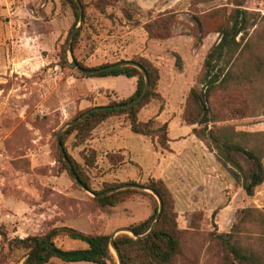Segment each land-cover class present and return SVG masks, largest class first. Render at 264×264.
<instances>
[{"label":"rangeland","instance_id":"374dc122","mask_svg":"<svg viewBox=\"0 0 264 264\" xmlns=\"http://www.w3.org/2000/svg\"><path fill=\"white\" fill-rule=\"evenodd\" d=\"M79 1L82 24L67 0H0V264H25L27 250L13 240L64 228L111 236L141 223L159 211L156 196L142 189L152 180L170 194L167 213L179 242L171 264H231L218 234H232V244L264 264V209L245 192L237 194L241 185L216 158V140L264 154V0ZM236 9L248 11V27L236 39L238 54L218 63L232 74L211 91L205 110L188 100L189 93L203 88L205 59ZM75 28L79 36L71 43L87 68L140 56L158 68V95L138 117L148 122L165 112L166 122L159 121L167 123L171 139L166 150L157 138L133 133L125 113L90 132L72 133L67 153L89 192L65 170L57 132L86 110L125 99L101 82L123 95L133 85L125 76L82 75L70 51L66 65L61 52L70 50ZM236 157L249 168L244 156ZM126 184L137 193L117 206L102 208L95 201L96 193ZM54 240L64 250L87 248L63 232Z\"/></svg>","mask_w":264,"mask_h":264},{"label":"trees","instance_id":"16d2710c","mask_svg":"<svg viewBox=\"0 0 264 264\" xmlns=\"http://www.w3.org/2000/svg\"><path fill=\"white\" fill-rule=\"evenodd\" d=\"M67 1L73 5L75 9V16L79 21V10L75 4V1ZM248 15L249 13L247 10L236 9L234 12L232 24L230 26L226 25L221 27V29L219 30L220 42L210 51L204 62L203 75L199 81V84L203 88L200 90L196 87L191 88L188 97L189 101L192 100L203 109L207 110L206 105L208 103L211 91L217 85L224 84L229 80L232 74L231 68L226 71V68L219 67L218 63L221 60L224 61L227 57H230V60L234 57L235 54H238L240 43L237 42L236 39L241 33H245V31L247 30ZM78 36L79 32L75 34L74 40H76ZM149 37L153 38L150 33ZM156 38L161 39V37ZM68 51L72 53L74 61H76L80 67L87 70L101 69L119 63L117 62L114 64H105L94 68H87L77 60L75 56V45L72 41L70 50H68L66 46L62 48V60L66 65V53ZM128 61L138 63L146 70L148 74L150 86L144 100L140 104L130 108L118 110H100L94 112L82 122H79L78 124L72 125L71 127L67 128L61 135V143L76 176L89 190H91V188L87 184L83 174L81 173L79 164H77L67 153L65 143L67 141V138L72 133L90 132L94 129V127H96L97 124L106 120L107 118L118 113H125L130 125V129L133 133L152 139L157 138L158 143L163 149H169L170 140L168 138L167 123H161L157 119V117L149 120L148 122H142L139 121L138 117L140 109L149 104L154 96L158 95V86L160 82L159 70L151 61L143 56L134 57ZM179 63L180 62L177 61L178 66ZM227 63L230 64V61ZM84 76L99 78L125 76L127 78L137 79L136 90L129 98L121 100L119 102L109 103L105 106H116L133 102L141 95L144 88V76L142 72L132 66L119 67L107 72H103L101 74ZM89 110L82 112L76 118H80ZM195 124L196 122L190 123V125ZM197 131L198 130L195 128L192 130L195 136H198ZM216 141L217 160L224 167H229V173L231 174L235 182L241 185L243 191L248 197H253L257 189L264 182V165L262 162L264 154L259 155L252 150L245 149L244 147L231 143L228 140L224 142H220L218 140ZM58 150L63 165L65 166V170L70 175H72L63 159L59 147ZM237 154H241L247 159V162L249 164L248 169L244 168L242 163L236 157ZM147 187L151 188L161 198L163 205L162 213L154 231L150 235L144 238H134L128 234H121L115 238V244L121 253L123 264H171L173 259L179 252V242L176 225H171L167 213V209L169 207L168 197L170 196V194L161 181L152 180V182H150ZM112 189L115 188L113 187ZM104 192L106 191L98 192L96 193V195L102 194ZM135 193H137V190L122 189L103 197L97 196L95 197V201L102 208L114 207L119 203L124 202L129 196ZM157 214L158 208L156 207L155 212L152 216L130 228L133 229L137 235L146 234L150 230ZM62 232L70 239L85 243L87 245V248L64 250L58 247L54 239L62 234ZM110 238L111 236L109 235H90L78 232L74 229L64 228L61 230L53 229L47 234L41 236H28L24 239L13 240L11 243H15L17 247H21L27 250V259L25 261V264H47L52 259H58L65 263L87 262L92 264H115L116 260L111 251ZM217 238L222 241L229 256L232 257L230 258L232 261L231 264H260L259 259L254 253L246 252L242 248L232 244V234H218Z\"/></svg>","mask_w":264,"mask_h":264},{"label":"water","instance_id":"95a60500","mask_svg":"<svg viewBox=\"0 0 264 264\" xmlns=\"http://www.w3.org/2000/svg\"><path fill=\"white\" fill-rule=\"evenodd\" d=\"M76 4H77V7H78V10H79V22L82 24L83 23V7H82V4L79 0H75ZM78 28H75L73 30V32L71 33V36H70V39H69V42H68V48H70V43H71V39L74 37V35L76 34V31H77ZM71 64L79 71L81 72L82 74H87V75H95V74H101L103 72H107V71H110V70H113V69H116V68H119V67H125V66H132V67H135L137 69H139L143 76H144V88H143V91L141 93V95L133 102H130V103H126V104H120V105H116V106H96L92 109H90L89 111H87L85 114H83L80 118L78 119H75V120H72L66 124H64L57 132V144H58V147L62 153V156H63V159L70 171V173L72 174V176L74 177L75 181L85 190V191H88L89 192V189L79 180V178L76 176L72 166H71V163L66 155V152L64 151V147L61 143V134L62 132L74 125V124H77L79 122H82L84 119H86L90 114L94 113V112H97V111H100V110H118V109H124V108H130V107H133V106H136L138 104H140L146 94L148 93L149 91V86H150V82H149V77H148V74L146 72V70L141 66L139 65L138 63H135V62H132V61H123V62H119L117 64H114L112 66H109V67H105V68H101V69H92V70H87V69H84L82 67H80L76 61L72 60ZM129 185H123L121 187H118V188H115V189H112V190H109V191H106L102 194H99V195H94L95 197L97 196H100V197H103L105 195H109L115 191H119V190H122V189H126L128 188ZM133 187H139V186H133ZM141 188V187H139ZM142 189H147V190H150L155 196L156 198L158 199L159 201V211H158V214L156 216V219L155 221L152 223L151 225V228L150 230L144 234V235H137L133 229H131L130 227H122V228H119L117 230L114 231V233L111 235V238H110V247L114 250L115 254H116V257H117V260H118V264H122V257H121V253L119 251V249L117 248L116 244H115V238L116 236L118 235V233H123V232H126V233H130L134 238H144L148 235H150L155 227H156V224L161 216V213H162V208H163V205H162V200L161 198L152 190V189H148V188H142Z\"/></svg>","mask_w":264,"mask_h":264},{"label":"crops","instance_id":"0c3cea01","mask_svg":"<svg viewBox=\"0 0 264 264\" xmlns=\"http://www.w3.org/2000/svg\"><path fill=\"white\" fill-rule=\"evenodd\" d=\"M104 78H106V77H104ZM101 79H103V78H101ZM129 79H131V81H132L133 88L130 91V93L127 94V95H123V94H120L119 92H117L115 86L104 85L101 81H99V82H101L100 84L102 85V87H105L107 89H113L121 98H125L126 99V98H129L135 92L136 85H137V79L136 78H129ZM164 114H165V112H162L160 115L157 116V119L160 120V121H164V118H163L164 117ZM164 122H166V121H164ZM188 131H189V134H190L191 133V128H188ZM189 134L187 136H189ZM191 136L194 137L193 135H191ZM169 137H170V134H169ZM170 143H171V139H170ZM211 155H212L213 160L217 163L215 156L213 154H211ZM262 162H263V165H264V155H263ZM214 169L217 171V168L216 167H214ZM217 175H218V173H217ZM227 182H228L227 184L230 185V187L233 186L232 182H230V181H227ZM241 193L244 194V191H243L242 188H239L237 194H241ZM251 201H252L254 207H257V208H259L261 210L264 209V182L257 189L255 195L251 198Z\"/></svg>","mask_w":264,"mask_h":264}]
</instances>
